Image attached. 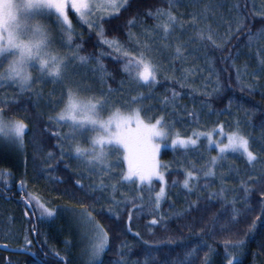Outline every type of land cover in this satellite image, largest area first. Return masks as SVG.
Returning <instances> with one entry per match:
<instances>
[{
  "label": "trees",
  "instance_id": "1",
  "mask_svg": "<svg viewBox=\"0 0 264 264\" xmlns=\"http://www.w3.org/2000/svg\"><path fill=\"white\" fill-rule=\"evenodd\" d=\"M175 2L179 0L171 3ZM212 3L217 4L216 0ZM228 4L233 11L227 23L217 24L216 13L206 12L210 18L189 36L195 54L190 51L188 55L198 59L197 66L190 59L187 74L157 75L152 88H140V95L145 97L140 101L144 103L143 113L153 118L167 115L182 137L218 124L228 132L238 128L250 138V150L257 154V160L249 164L240 153L229 152L212 167L214 175L205 176L216 150H209L202 139L195 149H162L159 160L165 166L160 170L167 184L166 198L155 210L154 197L161 187L158 180L153 181L150 192L148 185L141 190L135 183L115 184V189L95 187V178L80 166L76 168L66 153L62 130L49 120L57 105L47 102L46 92L33 89L16 93L0 85L4 117L22 120L27 126L20 153L0 146V236L6 234L8 242L0 243L25 248L37 257L0 250V264H78L76 232L70 215L72 211L81 214L82 210L91 213L110 238L98 264H183L193 248L199 251L190 264H204L206 256L210 264H228L229 260L235 264H264V216L256 219L264 207V37L250 40L248 35L264 33V0H221V13ZM170 6L166 0H130L118 16L102 23L104 38L115 37L129 47L134 42L129 40L132 25L128 21L150 20L147 23L152 24L156 18L149 13ZM69 16L76 27L85 28L81 36L74 37V45H79L82 55L104 52L100 58L106 70L100 73L106 77L104 86L114 90L111 96L123 93V84L124 88L133 84L122 71L123 59L117 60L119 54L102 45L97 33L82 25L72 11ZM237 20L243 25L239 30ZM178 62L174 65L178 66ZM4 64L5 59L0 71ZM192 65L201 70L190 72ZM173 92L179 94L176 107L169 104L165 110L163 101ZM131 94L137 95L134 89L128 95ZM192 111L196 116L190 118L187 113ZM193 168L200 170L194 172L199 179L189 192L182 184ZM111 181L105 184L111 187ZM245 188L251 191L246 193ZM221 192L222 195H211ZM29 194L39 196L42 203L55 210V216L42 217L35 202L28 203ZM149 197L153 198L152 204L148 203ZM113 199L120 201L118 207L113 205ZM133 204L138 208L129 222ZM233 207L240 211L235 221L231 220ZM159 217L163 218L159 224L149 226L153 218ZM253 221L256 224L251 228ZM237 240L244 243L240 247L226 244Z\"/></svg>",
  "mask_w": 264,
  "mask_h": 264
},
{
  "label": "snow or ice",
  "instance_id": "2",
  "mask_svg": "<svg viewBox=\"0 0 264 264\" xmlns=\"http://www.w3.org/2000/svg\"><path fill=\"white\" fill-rule=\"evenodd\" d=\"M129 4L130 0H105L102 4H94L91 0H0V64H2L3 59L11 57L8 60L7 68L0 71V85L11 82L18 85L21 92L26 91L33 82L32 70H38V79H47L59 84L69 78V75L74 70L88 65L91 60H95L97 65L94 71H98L101 74L106 71L100 59L105 55L104 52H100L99 55H80L81 49L79 45H76L70 54H54L50 49L52 39L49 31L44 25L32 23L36 16H45L48 19L54 17L55 23L67 37V46L71 48L74 44L73 35L75 29L69 18V11H72L77 16L78 21L82 25L88 24L90 29H98L97 35L102 38L99 42L118 53L119 55L115 57L117 60L123 59L122 71L127 74L130 83H134L137 86L156 84L159 65L155 63L154 57L151 55L152 49L149 45H142L139 53L133 55L117 38H104L105 31L102 23L118 16ZM94 9L110 11H108V15L102 18L100 23H97L95 17L89 18ZM149 15H155L158 20L166 18L165 22L162 25H156V28L162 27L164 36L167 37L175 25L176 16L170 11L163 10H157L155 14L150 12ZM236 23L238 30L243 27L239 20ZM128 24L130 26L133 25L134 19L129 20ZM248 35L250 40L264 37V33L260 32L255 34L249 32ZM203 38L202 36L201 39ZM208 39H212V37L209 36ZM176 55L177 57L182 56L180 48H177ZM261 64H264V60H261ZM105 80L106 77L101 75V84ZM79 90L87 91L89 89L85 87ZM79 90L69 89L66 95L62 92L56 103L63 100V108L56 116L49 117L50 121L68 125L73 133L81 137H85L88 132L96 133L88 141L89 147L76 146L74 154L69 153V155L91 166L90 170H94L96 166H101L103 171L108 172L111 168V165L106 163L108 156L113 152H123V162L127 164V170L122 175L121 184L137 183L141 190H144V186L148 185V191L150 192V186L153 181L158 180L160 182L161 187L154 197L155 210L160 208L161 202L166 198L167 188L164 174L159 171L161 167L165 166L159 164L155 160V156L163 148L168 147L164 142L170 136L172 137L171 147L173 149H195L199 146L201 138L208 140L209 150L213 147L218 149L217 156L212 157L209 162L211 166L204 173L205 176L214 175L212 167L217 164L218 160L223 159L226 153L238 152L246 157L249 164H252L258 158L257 154L250 150V138L241 134L238 128L228 134L226 137L227 143L222 144L214 140L213 136L217 132L220 133L221 137L224 136L223 125L208 132L193 131L191 135L184 138L179 132L173 134L172 128L174 124L168 119L167 115H160L155 118L154 122H145L140 115L141 111L144 110L143 108L135 109L127 116L122 115L117 109L107 119H103L101 118V113L106 109L108 97L102 99L82 97L78 94ZM113 91L112 88L107 89L109 95ZM100 92L103 96L102 88ZM178 95L173 92L171 97L165 98L163 101L165 110L169 104L173 108L176 107L175 102L178 99ZM144 98L143 95H139L132 97L131 101L136 103ZM171 115H174V113ZM187 115L191 118L195 117L196 113L192 111L188 112ZM133 123H135V127L131 126ZM26 130L27 126L22 120H5L3 109H0V143L18 145L22 148ZM56 135L59 136V133H56ZM67 138V136L64 137V139ZM156 141H159V143ZM51 155L50 153L49 157ZM120 162L118 157L117 163ZM196 171L200 170L193 168V171H188L185 175L182 187L189 192L192 191V183L199 179L198 176L194 175ZM95 187L105 189L107 186L102 181ZM112 187L115 189L116 186L113 185ZM249 191L251 189L245 188L246 193ZM222 194L223 192L211 195ZM261 197L262 204H264V193H261ZM136 199H143V197H136ZM33 201L41 210L42 217L55 216V210L42 203L39 196L29 194L28 203L31 204ZM112 203L118 207L120 201L113 199ZM124 203L127 204L128 201L125 200ZM148 203H153L152 197H149ZM137 208L138 206L133 204V209L129 212V222L132 219V213ZM109 211L112 212L113 209H109ZM232 211L231 220L235 221L240 215V211L236 207H233ZM261 216H264V207H262L261 215L257 216V221ZM83 219L90 225L89 232L92 234L88 238L89 247L85 249L88 253V260L85 261V264H98L101 254L106 251L109 245L110 238L103 226L99 222L94 221L91 213H88ZM162 219V217L153 218L149 222V226L159 224ZM255 224L256 221H253L251 228H254ZM136 235L139 234L137 233ZM26 243L30 245L31 241L27 240ZM243 243V240H237L235 243L226 242L228 246L232 247H240ZM197 251H199V248H193L188 252L183 264H190L191 258ZM204 264H210L207 256ZM228 264H235V261L229 260Z\"/></svg>",
  "mask_w": 264,
  "mask_h": 264
},
{
  "label": "rangeland",
  "instance_id": "3",
  "mask_svg": "<svg viewBox=\"0 0 264 264\" xmlns=\"http://www.w3.org/2000/svg\"><path fill=\"white\" fill-rule=\"evenodd\" d=\"M168 1V6L169 8H161L158 10H163V11H170L172 12L173 15L176 16V22L175 25L172 27V30L168 34L167 37L164 36L163 33V28H156V25L158 24H163L166 20H158V19H153L152 24H148L150 20H136L134 21V24L131 27V31L129 33V40L130 42L132 41V45L129 47H126L127 50L131 51L133 55H137L139 51L141 50L142 45H149L152 49L151 55L154 57L155 63L159 65V70L157 72V75L163 76L164 73H180L182 72L184 74L188 73V68L187 65L188 61L191 59V63L194 64L196 62V65L198 64V59L193 57L190 58V55L188 53L190 51L195 54V52L191 49H193V45L191 46L189 44V36L190 34L195 31L196 27L199 30V26L201 25L202 22H204L206 19L210 18L208 16L209 14L206 12H214L216 13V20L217 24L219 21L222 23H227L228 22V17L231 16L233 11V8L231 7L230 4L224 5L225 7L223 8V12L221 13L222 7H221V0H216L217 4L216 5H210V3L213 2V0H179V3L175 2L174 4L171 3L173 0H166ZM261 2V0H258ZM92 3L94 4H102L105 2V0H91ZM207 2V4L205 3ZM255 3V1H253ZM173 4V5H172ZM213 4V3H212ZM108 11L110 10H98L94 9L92 12V15L89 17L90 19L92 17L96 18V22L99 23L101 19L108 15ZM219 16H218V14ZM202 14V15H200ZM208 14V15H205ZM77 18V16L75 15ZM71 19V17L69 16ZM33 24H41L46 27V29L49 31V35L52 39V43L50 44V49L53 51L54 54H70L76 45L73 44V46L70 48L67 46V37L61 32L59 29L58 25L55 23V18L53 17L52 19H48L45 16H36L32 20ZM73 28L75 29L73 39L74 37H79L83 34V31L85 28L82 26L81 29L78 27H75V25L72 23ZM88 29L89 26L88 24H85ZM96 33L98 29H92ZM199 33V32H198ZM194 34V33H193ZM195 35V34H194ZM102 38H100L101 40ZM103 45V44H102ZM106 46V45H104ZM107 47V46H106ZM177 48H180L182 56L177 57L176 55V50ZM112 50V49H111ZM113 51V50H112ZM80 55H82L80 53ZM194 56V55H193ZM11 57H8L5 59V64L1 71L7 68L8 60H10ZM179 60V62H178ZM195 60V61H194ZM175 62H178L177 65H174ZM176 66V67H175ZM189 68L190 72H194L195 70H201V67H195L192 65ZM97 68L95 60H91L88 65L86 66H81L79 69L74 70L70 75L69 78L63 80L61 83H53L51 80L47 79H38L39 77V72L38 70H32V76H33V82L31 84V87L28 88L27 90H37V92H46V97L45 99L47 102L50 104L54 103L57 105L56 110L51 114V116H56L60 110L64 106V101L60 100L59 103H56L57 100H59L61 93L64 92L65 95L69 89L73 90H79L87 87L89 90L87 91H82L79 90L78 94L82 97H95L96 99H102L104 97H108V104L106 106V109L101 113V118L107 119L113 112H115L117 109L121 112L122 115H129L131 112L135 109L142 108V104L144 106V103L142 101H138L136 103H133L131 101L132 97H136L140 95V88H143L145 90H148L152 88L151 86H145V85H140L137 86L136 84L132 85H127L124 88V84L121 86L122 89H124L123 93L120 94H112L109 95L107 92V87L104 86L105 84H101V75L98 71H94V69ZM4 87H9L11 91L16 92V93H21L20 88L18 85L13 84L11 82L3 84ZM103 89V96L101 95L100 89ZM111 88V87H109ZM135 90V93L137 95L131 94L130 96L128 95L129 92ZM105 90V91H104ZM130 90V91H129ZM43 92V93H44ZM48 98V99H47ZM141 118L145 120V122H154L155 118H153L150 114H145L143 111L140 113ZM5 120H12V121H17L14 119H9L4 117ZM58 128L62 130L63 136H67V139H64L66 142V153L69 155V153L74 154V149L76 146L80 147H89L88 141L91 139V137L95 136V132H88L85 134V137H81L80 135L73 133L72 129L65 124L62 123H57ZM221 124H218L212 128L207 129L208 132L212 130L213 128H217ZM132 127H135V123L131 125ZM237 130V129H235ZM173 134L176 132H179L178 129L172 128ZM224 136L221 137L220 133L217 132L214 136L213 139L216 140L218 143L226 144L227 143V135L230 134L231 132L226 131L223 128ZM233 132V131H232ZM186 138V137H184ZM171 139L172 137L170 136L167 141L164 143L168 145V147H165L166 149H173L171 147ZM204 143L208 147V140L205 138H201ZM159 143V141H156ZM1 147H4L10 152H15V153H20L22 151V148L19 147L18 145H10L8 143H0ZM163 148V149H165ZM215 148V147H213ZM217 156L218 154V149L215 148ZM162 151V150H161ZM156 154L155 160L159 162V156L160 153ZM71 158L72 163L74 162L76 165V168L80 166V169L85 171L87 174H90L92 177L95 178V182H97V185H99L102 181L105 184V182H108L112 180L110 183L113 185L119 184L120 180L122 178L123 173L127 170V164L123 162V152H113L110 154L107 158L106 163L111 165V168L108 172H105L102 170L101 166H96L94 170H90L91 166L83 163L81 160L74 159L72 158V155H69ZM120 159V163H117V159ZM214 157V156H213ZM74 167V165H72ZM122 167L121 171H119V168ZM161 172V170L159 169ZM127 184V183H126ZM137 186L138 184L135 183ZM96 185V183H95ZM108 188L110 187L109 184H105ZM139 187V186H138ZM83 211V210H82ZM80 213H73L70 215V222L72 224V228L76 232V249H77V254L78 256V264H85V261L88 260V253L85 251L86 248L89 247V236L92 235L89 232L90 225H88L83 217L87 216V213L84 211ZM95 221V220H94ZM96 222V221H95ZM7 240V235H2L0 236V241H6ZM8 241L12 243L9 239ZM7 242V241H6ZM8 243V242H7ZM102 256V254H101ZM84 259V260H83Z\"/></svg>",
  "mask_w": 264,
  "mask_h": 264
},
{
  "label": "water",
  "instance_id": "4",
  "mask_svg": "<svg viewBox=\"0 0 264 264\" xmlns=\"http://www.w3.org/2000/svg\"><path fill=\"white\" fill-rule=\"evenodd\" d=\"M17 191L21 192V187L19 184H17ZM26 205H27L28 210L31 212V214H33V211H32V208L30 207V205H28V203ZM33 222L35 223V217L34 216H33ZM35 235H36V230L34 231V237H35ZM0 250L5 251V252H11V253L26 254V255L31 256L34 259H37L34 252L27 250L25 248H13V247H9L7 244L0 243Z\"/></svg>",
  "mask_w": 264,
  "mask_h": 264
},
{
  "label": "flooded vegetation",
  "instance_id": "5",
  "mask_svg": "<svg viewBox=\"0 0 264 264\" xmlns=\"http://www.w3.org/2000/svg\"><path fill=\"white\" fill-rule=\"evenodd\" d=\"M6 194H9V193H6Z\"/></svg>",
  "mask_w": 264,
  "mask_h": 264
}]
</instances>
